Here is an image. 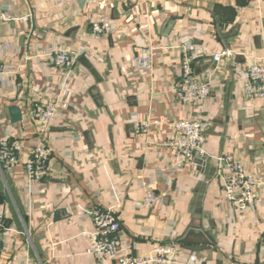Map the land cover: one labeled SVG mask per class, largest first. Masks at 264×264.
<instances>
[{
	"label": "crops",
	"instance_id": "crops-1",
	"mask_svg": "<svg viewBox=\"0 0 264 264\" xmlns=\"http://www.w3.org/2000/svg\"><path fill=\"white\" fill-rule=\"evenodd\" d=\"M17 20L0 21V69L13 72L0 81V141H23L13 172L0 178V211L6 232L0 264H99L84 255L92 224L83 211L107 206L122 197L120 226L133 256L159 243H172V264H264V185L245 219H237L221 196L214 158L238 155L264 182V103L247 106L241 98L238 55L222 59L216 72L211 55L234 48L247 56L264 55V0H0ZM28 17L29 21H21ZM93 19L115 25L107 38L93 42ZM193 43L206 57L196 75L211 79L205 112L173 96L179 80L180 53ZM162 47L153 59L152 75L131 76L141 45ZM62 47L84 57L100 78L77 63L67 82L71 95L49 128L33 122L34 100L57 94L64 72L43 57L48 47ZM166 47H171L166 49ZM93 92V96L90 91ZM21 120L12 123L8 108ZM205 120L206 157L194 158L181 173L167 178L170 151L158 145L177 120ZM156 120L147 134H135L136 123ZM42 140L53 150L50 172L40 193L29 183L23 162L30 142ZM151 189L160 203L143 205ZM199 202V204L197 203ZM193 232L200 244H182ZM196 246L190 251L184 246Z\"/></svg>",
	"mask_w": 264,
	"mask_h": 264
},
{
	"label": "built area",
	"instance_id": "built-area-1",
	"mask_svg": "<svg viewBox=\"0 0 264 264\" xmlns=\"http://www.w3.org/2000/svg\"><path fill=\"white\" fill-rule=\"evenodd\" d=\"M73 1V0H67ZM17 20L8 10L0 14L1 22ZM21 21H29L28 17ZM115 25L109 19H93L88 26V37L93 42H99L110 36ZM139 50L132 60L131 76L152 75L153 59L160 46H139ZM171 47H166V49ZM10 49V44L0 45V52ZM179 80L172 92L175 99L182 104H187L199 113L205 112L208 106V97L212 89L211 79H201L194 74L193 64L204 59L206 52L195 49L193 43L179 46ZM240 55L244 59V66L237 68L239 75V89L244 104L264 103V55L243 56L234 48H221L211 55L213 73L217 71L222 59H232ZM43 57L56 70L64 72V83L56 95L45 93L34 100L31 118L38 124L43 132L54 122L60 109L66 107L71 92L67 86L75 76L74 66L77 63L78 53L62 47H48ZM13 72L0 69V81L4 76ZM158 122L152 120L145 123L134 124L135 134H147L151 127ZM209 130L205 120H177L170 125V130L165 133V138L158 145L170 151V166L167 178L170 180L181 174L194 158L206 157L204 142ZM29 156L23 162L24 174L29 183L33 184L36 192L40 193L43 180L49 175V160L53 150L45 145L42 140L30 142ZM24 150L23 141L11 139L8 134L0 141V178L2 172H13L19 164V156ZM216 178L219 182L223 200L230 205L236 218L245 219L257 203L260 186L264 185L256 175L248 170L242 159L235 154H225L214 158ZM117 202L107 206H94L84 210L92 224L90 231L81 233L88 239V247L84 255L93 258L99 264H172L176 258V250L172 243H159L150 246L145 255L133 257L128 253L129 246L120 237V208L122 197L116 198ZM143 205L148 207L160 203L158 196L151 189H147ZM6 232L5 212L0 211V243ZM25 264H28L26 262Z\"/></svg>",
	"mask_w": 264,
	"mask_h": 264
},
{
	"label": "water",
	"instance_id": "water-1",
	"mask_svg": "<svg viewBox=\"0 0 264 264\" xmlns=\"http://www.w3.org/2000/svg\"><path fill=\"white\" fill-rule=\"evenodd\" d=\"M79 6H83L85 0H77ZM78 63L81 64L84 68H86L87 70H89V72L92 74V76L94 77V79L96 80L97 83H99L101 80L100 78L97 76L96 72L94 71V69L91 67V65L87 62V60L84 57H79L78 58ZM209 64L212 63V60L210 59ZM202 64V62H199L196 66H195V74L197 75L198 72L201 71V69L207 68L206 66L201 68L200 65ZM93 90L90 91L91 95L93 96ZM8 114L9 117L11 119L12 123H17L21 120V114H20V110L18 109V107L16 106H11L8 108ZM199 204V202H197ZM191 234H194L193 232H189L188 234L185 235V238H182L180 240V242L182 244H200L201 242L198 239V234H195L193 237H191ZM2 247V244L0 243V249ZM184 248L190 250V251H198L200 248L196 247V246H184Z\"/></svg>",
	"mask_w": 264,
	"mask_h": 264
}]
</instances>
